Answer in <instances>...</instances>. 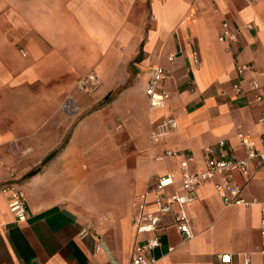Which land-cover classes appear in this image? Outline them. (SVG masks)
Wrapping results in <instances>:
<instances>
[{"label": "crops", "instance_id": "obj_1", "mask_svg": "<svg viewBox=\"0 0 264 264\" xmlns=\"http://www.w3.org/2000/svg\"><path fill=\"white\" fill-rule=\"evenodd\" d=\"M225 20L240 28L229 50L218 40ZM152 64L167 71L169 97L158 108L145 94ZM240 65L248 69L237 91ZM90 73L98 85L85 92L79 83ZM252 78L264 94V0H0V264H130L131 215L152 178L177 172L182 159L157 155L183 150L201 171L205 148L217 156L221 140L245 156L238 132L264 150ZM168 116L176 129L152 141ZM249 170L248 180L233 178L249 205H225L214 179L197 186L184 206L192 238L165 215L155 264H220L222 252L232 264L243 254L264 264V164ZM11 172L26 196L23 222L1 191Z\"/></svg>", "mask_w": 264, "mask_h": 264}, {"label": "built area", "instance_id": "obj_2", "mask_svg": "<svg viewBox=\"0 0 264 264\" xmlns=\"http://www.w3.org/2000/svg\"><path fill=\"white\" fill-rule=\"evenodd\" d=\"M252 22L246 23V28L253 29ZM240 28L232 27L228 21L221 23L218 40L225 44L227 50L237 41ZM24 54V53H23ZM172 59V56H169ZM192 60L198 63V55L192 53ZM247 65L237 67V82L233 84L235 90H239L240 82L243 80ZM148 79L145 87V94L148 97L149 106L152 108L162 107L169 97V93L163 88V82L167 76L166 69L160 64H152L148 67ZM254 93V101L264 105V94L259 92L260 85L255 78L249 81ZM79 87L85 92L93 91L98 85L97 77L90 73L80 81ZM258 123L264 127V113L258 118ZM177 123L174 117L168 116L162 119L150 132L152 141L157 142L169 132L175 130ZM238 138L244 147L245 156L238 158L226 146L223 140L218 142L220 152L217 156L211 147H206L205 167L201 171H193L190 167L193 156L183 150L166 149L157 155L156 160H163L167 157H182L177 172H166L156 175L150 181L148 190L144 193L145 201L141 202L131 215V224L134 230L136 241L133 244L130 264H155L156 258L152 250L161 244L162 220L165 215H173V225L177 226L185 240L193 237L184 206L197 198V186L204 181L214 179V188L225 205H249L254 201L246 200L242 195V186L234 181L236 173L248 180L253 174L249 170L251 161H257L258 167L264 164V150L255 148L249 132H238ZM180 175V191L169 192L168 188L173 186L176 177ZM10 181L2 186L1 191L7 199L9 211L15 216L16 221L26 220V196L25 192L16 183L13 172L10 174ZM216 178V179H215ZM147 194H152L151 204L154 210L147 209ZM174 206L177 209H174ZM259 230L262 242L260 253L264 254V211L259 222ZM87 228H82L79 234H87ZM140 235L143 238L140 239ZM220 264H232L233 254L222 252L217 254ZM241 264H250L246 255L243 254Z\"/></svg>", "mask_w": 264, "mask_h": 264}, {"label": "trees", "instance_id": "obj_3", "mask_svg": "<svg viewBox=\"0 0 264 264\" xmlns=\"http://www.w3.org/2000/svg\"><path fill=\"white\" fill-rule=\"evenodd\" d=\"M118 91H120V89H116V90H113V91L108 92L104 96L102 103H107V102L111 101L115 97V95H116V93Z\"/></svg>", "mask_w": 264, "mask_h": 264}]
</instances>
